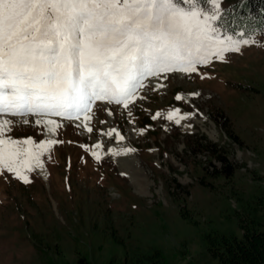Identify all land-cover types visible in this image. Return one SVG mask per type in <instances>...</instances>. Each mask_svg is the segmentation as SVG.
Returning <instances> with one entry per match:
<instances>
[{
    "label": "rangeland",
    "instance_id": "obj_1",
    "mask_svg": "<svg viewBox=\"0 0 264 264\" xmlns=\"http://www.w3.org/2000/svg\"><path fill=\"white\" fill-rule=\"evenodd\" d=\"M252 36L223 62L146 78L127 108L54 116L55 133L0 117L13 122L7 138L57 141L31 183L0 175V264H216L207 234L264 221V31Z\"/></svg>",
    "mask_w": 264,
    "mask_h": 264
},
{
    "label": "snow or ice",
    "instance_id": "obj_2",
    "mask_svg": "<svg viewBox=\"0 0 264 264\" xmlns=\"http://www.w3.org/2000/svg\"><path fill=\"white\" fill-rule=\"evenodd\" d=\"M222 3L0 0V117H38L36 125L55 133L61 125L51 117L87 121L97 101L127 108L148 77L194 73L257 44L223 28ZM185 118L178 110L168 116L177 124ZM12 123L0 119V175L28 184L26 173L43 168L41 157L57 141L7 138Z\"/></svg>",
    "mask_w": 264,
    "mask_h": 264
},
{
    "label": "trees",
    "instance_id": "obj_3",
    "mask_svg": "<svg viewBox=\"0 0 264 264\" xmlns=\"http://www.w3.org/2000/svg\"><path fill=\"white\" fill-rule=\"evenodd\" d=\"M223 28L228 33L244 31L245 35L259 34L264 31V0H223ZM140 117V116H139ZM140 125H151L147 118H139ZM198 147V144H196ZM206 151L210 147L199 144ZM213 151V150H212ZM216 158L222 163L227 175L233 172L232 166L222 155ZM241 234H207L204 237L205 249L216 264H264V221L255 214L247 222H239ZM78 264H88L84 257ZM152 264H158L153 262Z\"/></svg>",
    "mask_w": 264,
    "mask_h": 264
}]
</instances>
